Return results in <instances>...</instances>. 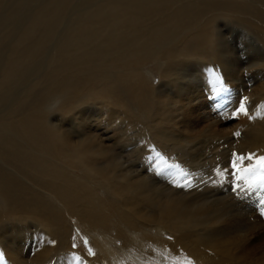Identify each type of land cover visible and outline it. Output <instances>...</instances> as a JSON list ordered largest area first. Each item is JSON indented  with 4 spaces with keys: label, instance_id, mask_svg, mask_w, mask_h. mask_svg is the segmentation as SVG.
Instances as JSON below:
<instances>
[{
    "label": "bare ground",
    "instance_id": "6f19581e",
    "mask_svg": "<svg viewBox=\"0 0 264 264\" xmlns=\"http://www.w3.org/2000/svg\"><path fill=\"white\" fill-rule=\"evenodd\" d=\"M70 1L47 0L46 13L43 7L37 8L36 19L15 32L0 69V264L19 261V249L14 252L9 246H15L14 241L25 244L28 239L22 234L25 228H14L11 237L9 223H20L38 232L31 237L33 264H44L56 249L73 259L75 250L69 239L72 229L65 214L78 219L87 234L109 239L106 232L110 228V216L105 215L108 206L104 210L99 208L103 201L98 193L117 203L115 217L127 235L120 251L133 264L168 259L146 252L143 247L138 249L132 242L127 244L132 240L128 234L134 231L151 240L164 255H180L183 263L193 258L198 264H264V225L260 216L252 212L238 219L229 217L225 203L217 207L203 202L197 206L184 202L183 197L174 196L168 189L156 187L145 177L117 176L112 172L118 167L117 156L92 138L75 141L63 123L56 126L47 116L57 106L61 121L81 132L87 128L88 110L84 105L92 103L95 114L107 115L106 127L115 123L124 127L125 132L136 128L144 152L156 146L154 150L171 164L169 149L172 148L171 154L180 167L194 166L197 149L194 152L186 146L196 144L191 142L199 137L198 122L204 115L198 107L194 112L186 109L189 118L183 123L184 105L175 100L177 95L170 101H161L160 93L154 94L145 82L140 63L162 62L159 66L164 69V83L181 82L179 94L191 85V70L187 73L182 70L185 64L191 65L192 74L208 75L211 84L207 85L212 88L216 87L213 73L224 86L230 85L238 67L228 60L218 23L223 18L264 41V0H186L179 10L164 14L166 17L159 22L151 19L161 10L163 0L85 1L80 5H84L82 10L75 13L76 9H72L71 17L66 20L70 21L68 29L61 36L56 29L65 20ZM23 2L15 0L13 8ZM9 20L7 27L12 25ZM48 48L45 62L48 72L36 73ZM255 66L264 68V61ZM259 77L252 88L256 105L253 102L249 109L256 124L250 127V138L244 146L247 153L264 155V82ZM12 95L16 96L13 101L8 97ZM8 99L10 105L5 104ZM47 105L49 110L45 108ZM255 109L260 111L256 113ZM144 117L153 119L152 127L145 124ZM185 148L188 153L184 152ZM187 155L191 156L190 161L185 160ZM103 159L108 160L104 166L96 165V161ZM164 161L159 162L160 166ZM76 169L83 173L81 177L71 174ZM242 222L244 228L236 229ZM4 233L9 234L7 239L3 238ZM169 237L170 245L166 239ZM109 245L104 242V246ZM85 256H80L79 264H101L98 256Z\"/></svg>",
    "mask_w": 264,
    "mask_h": 264
},
{
    "label": "rangeland",
    "instance_id": "374dc122",
    "mask_svg": "<svg viewBox=\"0 0 264 264\" xmlns=\"http://www.w3.org/2000/svg\"><path fill=\"white\" fill-rule=\"evenodd\" d=\"M46 1L47 0H25V2H23L20 6L13 8L14 7L13 4L15 0H0V28H1L0 32L1 33L3 32L2 34H0V39L3 41L2 42L0 40V48L2 49V50L0 49L1 51L0 52V58H1L0 59V63H1L0 69L1 70L3 68L2 65L5 64L4 62L6 60V54L14 42L15 32L18 33L19 29L21 31L27 25L26 23H29L31 19H34L36 17V13L34 12L35 10H37V8L39 9V7L40 8L43 7L42 10L44 13H46L47 11L46 5L44 4V2ZM85 1L90 2L91 0H71L70 1L68 9L65 13L66 15L65 20L63 21V23L61 22V25H60L61 27L59 26L60 28L56 29V30H59V34L61 36H64L65 31L68 29L70 21L66 22V20L69 19V17H71L70 13L73 12L72 9H76L75 13L76 11L82 10V8H84V5H82L81 7L80 5L84 4ZM173 1L163 0L160 4L162 12L160 10L158 14L156 13L155 14L156 17L154 16V18L151 19V21L158 20L159 22L163 20V18L166 17V15H170V13H173L172 12L173 10L177 11L181 8L182 4L187 3L186 0L185 1L184 0H173ZM205 1L209 2L207 0ZM5 16H7L6 19H5ZM8 19H10L9 20L10 22L8 23L9 24L12 23L11 26L9 25L11 29L5 31V29L9 27V26L7 27V21H6ZM151 21L150 23H152ZM229 22L230 21L225 22V20L221 18L218 25H220L219 29L221 30V35L225 39L224 45L226 47V50L228 51V56H227L229 57L228 60L229 59L233 60L235 67H238V68H237L236 78L232 81L230 85L224 86L227 89V91L224 92L221 96H218V97L215 96L213 93L214 88H212L211 85L208 86L209 84H211L210 78H207L208 75L206 77L205 75H202L201 73H198V74L191 73V71H193L191 68V65L185 64V67L182 69L186 73L191 70L190 75H189V80H190L191 85L188 87H185L186 90L184 91L183 94H179L178 85L181 84V82H179V84L178 83H169V84L164 83L163 81L164 78L162 79L163 77L162 74H163L164 69H163V66L162 67L159 66L161 65L160 63L162 62L145 60L140 63V66L142 68V73L145 74L144 76L146 79L145 82H147V84L151 86V89L153 90L154 94H156V92L160 93L161 96L159 97V99L161 101H166V102L170 101L177 95V98L175 100L177 102H181V104L184 105L183 116H182L184 118L183 123L185 121H188V118H189V114L186 113V109L187 110L192 109L193 110L192 112H194V108L196 109L198 107V109H200L201 114H203L205 117V118H202V120L198 122V125H199L198 129L200 130L199 137L198 136L195 137V139L191 142V144L193 143H196V144L195 145L187 144L186 146V147H192V149H194L193 150L194 152L197 149L196 151L197 156L194 158L195 159L194 166L192 164L191 165L188 164L185 166V169L187 171L193 174H195L196 172L195 174L196 179H199L201 176L203 177L204 180H208L209 176H212L213 178H215L214 172L212 169H215L217 166L221 168L227 167L230 164L231 153L233 151L247 154V150H246L247 146H244V145L245 143H247V140L249 141V138H250L249 134L251 131L250 127L256 124V121L254 120L255 118L254 114L252 115L249 112L248 116L240 115L238 118H234L233 112H234V109L238 106V103L243 96H247L249 98L248 104H247L248 110L250 109L253 102L256 105V101L254 100V98H252L253 96L252 88L254 89V87L257 85L255 83V78H257V76L260 75L259 79L262 82H264V68H262L261 66H255V64L259 63L260 61L262 60L264 61L263 59L264 58V47H263L264 41L263 39L261 40V39L256 38L255 36H252L251 32L246 30V28H243L242 26H239V25L236 26V24L234 25L228 24ZM145 25L146 24H143L141 26H145ZM8 32H10L11 34L6 36ZM4 33L6 34L4 35ZM48 51H49V48L46 50L45 54L44 53L42 54L45 56H43L42 59L40 58L41 60L39 63L40 67H39L38 72L36 73L40 74V73L48 72V69L45 63L46 59L48 58V54H47ZM1 70H0V78L2 77ZM40 88L41 86L39 87V89ZM8 97L9 99L11 97V100L13 101V98L16 96L12 95ZM9 99L6 101L7 103L5 102L6 105L11 104ZM147 103H148V100H147ZM84 107L86 110H88V117H87V124H86L87 128L84 131L78 132L74 128V126H72V124L68 122H64L63 120L61 121V118L58 117L59 114L57 112L58 110L57 106L52 107L53 110L51 109V113L48 111V114H47L48 120L50 121V123L52 122L56 126H59L61 125V123H63V126L65 127V129H67V131L70 133V136L73 139H75V141L78 140L79 138L80 139L92 138L93 140L96 141V144L108 150L112 155L114 154L115 156H117L119 158L118 163H117L118 167L117 168L114 167L112 169V172L115 175L117 176L125 175L126 178H133L135 176L145 177L147 181H151L153 184L155 183L154 185H156V187H160L161 189H168V192H170L174 196L183 197L184 202L196 203L197 206L203 202H206V204H210V205L214 203L216 204L215 206L217 207L226 205L224 210H225V213L229 217H236L238 219L244 215L247 216V214H251L253 212L252 214L255 213L256 215L260 216V220H262L263 222L262 226L264 225V216L260 215V212L262 209L259 204V201L261 199H264V191L257 190V191L250 192L246 195L237 196L235 193H233L230 190L229 183H225L223 187H219V186L212 185L210 181L207 185H205L204 183L203 184L200 183L198 187L194 188L195 190L193 189L190 192L184 191L177 187H173L168 182L169 178L167 176H157L154 174L153 165L149 164V157H154L156 155V152L158 151L154 150L156 146L149 148L148 150H146V152H144L143 149H141L142 143L141 141H138L137 139L138 130L136 128H134L131 132L127 130L125 132L124 127L118 124L116 125L115 123H112L110 126L106 127V123L108 119L106 114H100V115L95 114L94 113L95 106L92 103L86 104L84 105ZM257 107L260 109L259 105ZM45 108H47L48 110L50 109L48 105L45 106ZM259 111L260 110L255 109L256 113H258ZM1 115L2 113H0V116ZM179 118L180 120L183 119L181 118V116ZM152 120H153L152 118L149 120H147L145 117L143 118V121H145V124L148 125L149 127H152L153 125ZM64 124H68L69 126L64 125ZM143 127H145V125ZM236 132L240 133L239 137L234 136V133ZM151 143L155 144V141L152 140ZM171 149L172 148L169 149L170 155H171L169 158V161L171 160L170 162L171 164L178 165L179 162L174 159L173 155L171 154ZM184 152L188 153V149L185 148ZM190 157L191 156L187 155L185 160L190 161ZM202 157L203 158L205 157V159H203ZM105 161L107 162L108 160L103 159L100 161H96L95 163L96 165L101 164L102 166H104ZM202 166L205 167L206 169L205 172H204L205 169H203ZM207 166L209 168H207ZM210 166H213L211 167V174H209ZM194 168L196 169V171ZM207 170L209 171L208 173H206ZM71 174H74L78 177H81V175H83L81 170H78V169H76L75 171H71ZM194 183H195V180H194ZM209 195L210 197L211 196L212 197L210 198ZM98 196H100V198L102 197L101 200L103 201L102 204H100L99 208H102L104 210L107 206L109 207V208L108 207L106 208L108 211H105L107 212L105 213V215H107V217L108 216L111 217V218L108 217V220L110 219L109 224H108L110 228L106 232L108 233L106 238H109V239H103V237L100 235L92 236L91 234H87L88 232L86 228L83 227V225L80 223L78 219L71 217L68 214H65L66 216L64 215V218L70 222L71 229H72L70 233L71 237L69 238L71 245H73V243L77 245V247L74 249L75 252L74 253L72 252L73 255L74 256L79 255V257L82 254L84 256L86 255L85 257H97L98 256L101 260L100 261L101 264H116L117 262H120L121 264L123 263L133 264L131 261L127 260L123 252L120 251V249H123L126 244V241H124V239H126L127 235L123 229L119 228V224L117 223L118 219L115 217L117 203L114 202L111 197L104 196L103 194L98 193ZM216 201L221 202V203H217ZM146 211L148 210H144V212ZM238 211L240 214L238 213ZM252 220L254 219L252 218ZM245 222L247 223V221ZM243 224L244 222L236 225V229H240V227L244 228ZM9 225L10 226L8 227L11 233V237H13L14 235V232H13L14 228H17V230L20 228H25L24 229L25 231L22 232V234H25V236L28 237V239L26 238L25 244H21L18 241H14L16 243L15 246H9L12 248V250H14V252L17 251V249H19V252H18L19 258H17V260L19 261L14 262V264H33V262H31V259L34 254V250H33L34 244L32 241L33 239L31 237L32 235L34 236L38 232L34 228H31V227L26 228L22 226V224L20 225V223L16 224V222L15 224L9 223ZM10 227L12 228L10 229ZM122 230L123 232H121ZM128 235L130 239L132 240L131 241L129 240L127 244H130V242H132L135 247H137L138 245V249L139 247H141L140 249H142L143 247V250H145L146 252L152 251L153 253H155L156 255L160 257H163V258L168 257L167 260H163L162 262L157 260L153 264H187L189 260L192 261V264H198V262H196L195 260H192L193 258H190V259L188 258L183 263V260H180L179 258L180 255L178 254L168 255V256L166 254L164 255L163 251L158 250L157 246H155L153 243L151 244V240H147L146 237L145 239L142 236L143 234H141L138 231L136 232L134 231V233L132 234L130 233ZM8 237H9V234L4 233L3 238L7 239ZM73 237H75V240L73 239ZM85 239L88 241L87 245H85L84 243ZM166 239L168 241V244L169 243L171 244V242H169V238H166ZM254 239L255 238L252 237L251 241H254ZM107 241L110 243V245L104 246V242L108 243ZM9 244L10 242L7 243V245ZM89 247L95 253L94 256L88 253ZM76 251L78 253H76ZM101 251L103 253H101ZM79 252H81L82 254H80ZM2 253L4 254L3 249H2ZM60 255L61 254L59 253L57 249L54 250V253L51 254V256L45 261L44 264H72V263L77 264L76 263L77 261L75 259L69 258V257H72L71 255L66 256V257H64L63 254L61 256Z\"/></svg>",
    "mask_w": 264,
    "mask_h": 264
},
{
    "label": "snow or ice",
    "instance_id": "6c2138e0",
    "mask_svg": "<svg viewBox=\"0 0 264 264\" xmlns=\"http://www.w3.org/2000/svg\"><path fill=\"white\" fill-rule=\"evenodd\" d=\"M213 76L216 85L213 91L214 95L218 97L226 92L227 89L224 87L219 77H216L214 73ZM247 104L248 97L243 96L238 106L234 109V118H238L240 115H249ZM234 136L239 137L240 133L236 132ZM161 161H164V157L159 152H156L154 157H149V164L155 165L153 168L154 174L157 176H167L171 186L180 188L184 191L190 192L195 187H198L200 183L207 185L209 181L212 185L219 187H223L225 183H229L230 190L237 196L246 195L257 190L264 191V155H259L255 152L244 154L233 151L231 153L230 164L224 168L217 166L213 169L215 178L209 176L208 180H204L202 176L196 179L195 174L181 168L177 164H167V162L164 161L163 166H160L159 162ZM259 204L262 209L260 215L264 216V199H261ZM73 239L75 240V237H73ZM169 239H171V237H169ZM84 243L87 245L88 241L85 239ZM72 247L75 249L77 245L73 243ZM88 253L93 256L95 255L90 247L88 248ZM73 259L79 264V256H74ZM187 264H192V261L189 260Z\"/></svg>",
    "mask_w": 264,
    "mask_h": 264
}]
</instances>
